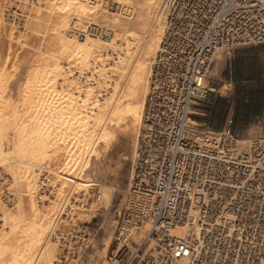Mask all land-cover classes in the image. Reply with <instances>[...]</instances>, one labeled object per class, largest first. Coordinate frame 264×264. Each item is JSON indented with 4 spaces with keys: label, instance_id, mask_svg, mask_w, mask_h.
Here are the masks:
<instances>
[{
    "label": "bare ground",
    "instance_id": "6f19581e",
    "mask_svg": "<svg viewBox=\"0 0 264 264\" xmlns=\"http://www.w3.org/2000/svg\"><path fill=\"white\" fill-rule=\"evenodd\" d=\"M242 7L220 21L210 0H0V264H264V124L192 119L233 51L264 45L245 22L264 28V3Z\"/></svg>",
    "mask_w": 264,
    "mask_h": 264
},
{
    "label": "crops",
    "instance_id": "0c3cea01",
    "mask_svg": "<svg viewBox=\"0 0 264 264\" xmlns=\"http://www.w3.org/2000/svg\"><path fill=\"white\" fill-rule=\"evenodd\" d=\"M231 56L220 71L222 79L210 80L208 95L195 106L192 119L202 126L231 127L242 134L252 125L264 124H259L264 117V48L242 47ZM223 84L228 85L225 93Z\"/></svg>",
    "mask_w": 264,
    "mask_h": 264
},
{
    "label": "built area",
    "instance_id": "2783aa9c",
    "mask_svg": "<svg viewBox=\"0 0 264 264\" xmlns=\"http://www.w3.org/2000/svg\"><path fill=\"white\" fill-rule=\"evenodd\" d=\"M219 1V2H218ZM210 2H213L214 5L217 7V9H219V11L215 12V14L217 15V18L216 20H221V18L225 17L226 15L229 14V18L230 16L233 17V13L240 15V12L242 11V5L245 6V5H250V6H253L254 9H256L257 11H260V7L262 6V4L264 3V0H210ZM237 2H240L239 5H237L238 7H233V6H236V3ZM205 21H207L205 19ZM245 22H250V26L253 28V30L257 31V34L254 35V38H264V28L261 27V25H259L258 23H256V21H254L253 19L251 20H247ZM195 28L197 29H200V28H204L203 30H209L208 27H205L203 25L200 24V26H195ZM262 39L258 40V41H261ZM207 54V53H206ZM204 55H205V52L203 50V47L201 46L200 49H198L196 51V53H192V56L193 58L191 59V62L193 63L194 66H199L198 64H201L203 62H208L206 61V59H204ZM196 71H200L199 69H195ZM181 71H184L183 69H181ZM187 76H179L177 75V82L178 83H184V84H187L188 83V80L191 76V74H189L190 72H184ZM190 86V84H189ZM187 87V86H186ZM178 86L174 84L173 86V89H177ZM185 88V87H183ZM185 93L186 95L189 93L191 94V91H189L188 88H185ZM208 95V92L206 93V95L204 97H198V96H195V95H192V99H194V101H192L191 103L193 104V106H196L198 105V103L202 100H204ZM179 118L178 119H174L173 121H175L177 124L174 125V132H173V136H175V138L177 140H182V137H181V128H180V120L178 122ZM231 132H233L232 128L231 127H227ZM216 129V128H215ZM224 129V128H223ZM217 130H222V129H217ZM182 145L185 144L186 146V142L184 143V141H181ZM181 145V144H180ZM195 160L193 161L195 164L196 163V159H197V155L196 154H193L192 156ZM183 157L182 155H178V158H170L168 160H166V162L163 164L162 168H163V178L161 180V186L162 188L164 187V184L166 183H170L172 180H174L175 178V173L176 172H181L180 170V166L183 165L184 161L182 160ZM187 159V162H190L192 161L193 159H190V158H186ZM202 172L204 174H209L210 171L208 170H202ZM238 171L235 170L233 171V176L234 177H237L238 176ZM195 187H198L200 190L203 189V185H197ZM214 191H213V187H211V193H210V196H211V199L213 201L214 198L212 197ZM185 193H183L182 190L178 189V194H170L169 198H168V202H170V204H173L174 202L172 201L171 197L173 196H182L184 195ZM202 192H197L196 193V196H202ZM161 203V206H157V210H156V214H155V217L160 220V219H165V216H166V203L161 200L160 201ZM176 204V203H175ZM203 204V202H202ZM244 208V207H243ZM166 222H168L166 220ZM204 239V238H203ZM243 241H246L245 239ZM130 257H132V260L135 261L136 259H139L137 254H134V253H131ZM144 263L147 264L146 260H144Z\"/></svg>",
    "mask_w": 264,
    "mask_h": 264
},
{
    "label": "rangeland",
    "instance_id": "374dc122",
    "mask_svg": "<svg viewBox=\"0 0 264 264\" xmlns=\"http://www.w3.org/2000/svg\"><path fill=\"white\" fill-rule=\"evenodd\" d=\"M257 46H260V48L261 49H263L264 48V45H257ZM247 47V46H246ZM240 48H242V47H240ZM237 49H239V48H237ZM237 49H235L234 51H233V54H234V52L237 50ZM232 54V55H233ZM232 57V56H231ZM230 58V57H229ZM209 88H211V87H209ZM228 88V87H227ZM227 88L225 87L224 88V90H223V92H225V90L227 91ZM202 101H204V100H202ZM202 101H200V102H202ZM199 102V103H200ZM199 103H198V105H199ZM198 105H196V106H198ZM264 123V117L262 118V120L259 122V124H263ZM242 132V131H241ZM245 132H242V134L241 135H243ZM97 220H94L93 222H91V223H86V224H84L83 226H81V229L82 230H86V231H89V232H93V231H95L96 229H97V227H98V224H97V222H96ZM116 247V244H114L113 246H112V248L114 249ZM123 252H124V254H123ZM130 255H131V252H128L127 250H125V248H123L122 249V251H120L119 252V259L120 260H122V259H128V257H130ZM139 259H136L135 261H138ZM145 264V263H144Z\"/></svg>",
    "mask_w": 264,
    "mask_h": 264
}]
</instances>
